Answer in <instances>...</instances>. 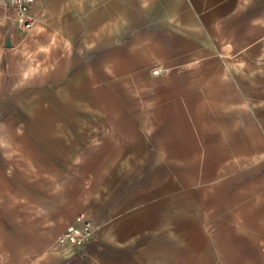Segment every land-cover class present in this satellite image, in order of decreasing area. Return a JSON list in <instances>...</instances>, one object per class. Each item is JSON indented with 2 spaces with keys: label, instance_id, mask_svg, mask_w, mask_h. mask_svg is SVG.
Returning <instances> with one entry per match:
<instances>
[{
  "label": "crops",
  "instance_id": "0c3cea01",
  "mask_svg": "<svg viewBox=\"0 0 264 264\" xmlns=\"http://www.w3.org/2000/svg\"><path fill=\"white\" fill-rule=\"evenodd\" d=\"M5 4L0 264H264V0Z\"/></svg>",
  "mask_w": 264,
  "mask_h": 264
},
{
  "label": "built area",
  "instance_id": "2783aa9c",
  "mask_svg": "<svg viewBox=\"0 0 264 264\" xmlns=\"http://www.w3.org/2000/svg\"><path fill=\"white\" fill-rule=\"evenodd\" d=\"M36 1L6 0L5 5L12 11L13 17L22 20V26L27 31L33 28L34 20L29 15V11ZM94 233L95 227L91 219L81 214L57 237L56 244L60 248L82 249L90 242Z\"/></svg>",
  "mask_w": 264,
  "mask_h": 264
},
{
  "label": "water",
  "instance_id": "95a60500",
  "mask_svg": "<svg viewBox=\"0 0 264 264\" xmlns=\"http://www.w3.org/2000/svg\"><path fill=\"white\" fill-rule=\"evenodd\" d=\"M10 43H9V41L7 42V45H9Z\"/></svg>",
  "mask_w": 264,
  "mask_h": 264
}]
</instances>
